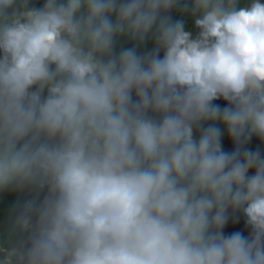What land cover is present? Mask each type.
I'll use <instances>...</instances> for the list:
<instances>
[{"label": "clouds", "instance_id": "1", "mask_svg": "<svg viewBox=\"0 0 264 264\" xmlns=\"http://www.w3.org/2000/svg\"><path fill=\"white\" fill-rule=\"evenodd\" d=\"M253 137L264 0H0V264H264Z\"/></svg>", "mask_w": 264, "mask_h": 264}, {"label": "trees", "instance_id": "2", "mask_svg": "<svg viewBox=\"0 0 264 264\" xmlns=\"http://www.w3.org/2000/svg\"><path fill=\"white\" fill-rule=\"evenodd\" d=\"M214 103H218L220 104L221 106H224V103L223 101H215ZM222 127V126H221ZM222 147L227 150V151H231L232 148H233V145L230 141V139L227 137V135H223L222 136ZM247 147L250 149V150H255V149H260L262 152H264V143H261L257 138L253 137ZM8 201L11 200V197H8L7 198ZM242 231L243 234H247V230L243 228V221L242 220H239L237 222H233L231 220H229V222L225 225V233H231L232 231Z\"/></svg>", "mask_w": 264, "mask_h": 264}]
</instances>
